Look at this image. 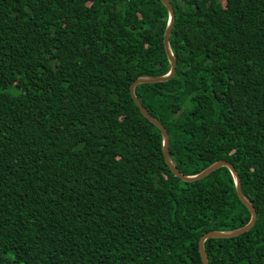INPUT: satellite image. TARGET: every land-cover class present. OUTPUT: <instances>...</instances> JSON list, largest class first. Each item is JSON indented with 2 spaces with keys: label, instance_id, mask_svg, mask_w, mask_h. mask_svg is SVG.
<instances>
[{
  "label": "trees",
  "instance_id": "16d2710c",
  "mask_svg": "<svg viewBox=\"0 0 264 264\" xmlns=\"http://www.w3.org/2000/svg\"><path fill=\"white\" fill-rule=\"evenodd\" d=\"M175 71L135 85L184 175L256 217L209 264L264 262V0H168ZM160 0H0V264H202L245 225L230 171L183 181L129 85L169 62ZM181 109L177 116L174 114Z\"/></svg>",
  "mask_w": 264,
  "mask_h": 264
},
{
  "label": "water",
  "instance_id": "95a60500",
  "mask_svg": "<svg viewBox=\"0 0 264 264\" xmlns=\"http://www.w3.org/2000/svg\"><path fill=\"white\" fill-rule=\"evenodd\" d=\"M161 3L165 6L166 10H167V23H166V27L162 36V43H163V47L169 62V70L166 74L161 75V76H140L137 77L136 79H134L131 84L129 85V92L130 95L135 103V105L137 106L139 112L146 118L148 119L160 132L161 134V140H162V146H161V150H162V156L163 159L166 163V165L168 166V168L170 169V171L179 179L183 180V181H193V180H197L200 178L205 177L207 174H209L210 172H212L213 170L224 166L226 167L233 178V183H234V187H235V192L236 195L239 199V201L247 208V210L249 211V220L248 222L241 226L238 227L236 229L233 230H228V231H221V230H209L206 231L204 233H202L197 241V248H198V253L200 256V260L202 264H209L204 248H203V241L208 239V238H225V237H232V236H236L246 230H248L254 223L255 221V217H256V213L255 210L253 208V206L251 205V203L249 202V200L242 194L241 192V188H240V182H239V177L236 173V171L234 170V168L232 167V165L230 163H228L225 160H217L211 164H209L208 166H206L204 169H202L200 172H198L197 174L194 175H184L182 173H180L171 163L169 156H168V137H167V133L165 131V129L163 128V126L157 121L155 120L147 111L146 109L141 105V103L138 101V99L135 97L134 95V87L135 85L139 84V83H146V82H159V81H165L166 79H168L170 76L173 75L174 71H175V61L173 59L171 50L169 48V44H168V38H169V34H170V29L173 23V9L169 3L168 0H160ZM181 109H178L177 112L174 114V116H177L180 113ZM261 264H264L261 263Z\"/></svg>",
  "mask_w": 264,
  "mask_h": 264
},
{
  "label": "rangeland",
  "instance_id": "374dc122",
  "mask_svg": "<svg viewBox=\"0 0 264 264\" xmlns=\"http://www.w3.org/2000/svg\"><path fill=\"white\" fill-rule=\"evenodd\" d=\"M221 1V3H224V1L223 0H220Z\"/></svg>",
  "mask_w": 264,
  "mask_h": 264
}]
</instances>
